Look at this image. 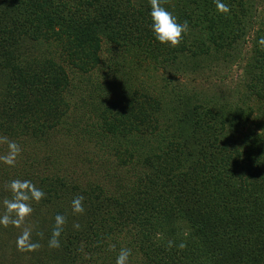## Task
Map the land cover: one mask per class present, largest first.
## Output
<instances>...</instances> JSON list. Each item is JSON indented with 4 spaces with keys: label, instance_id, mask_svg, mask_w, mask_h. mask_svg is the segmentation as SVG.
Masks as SVG:
<instances>
[{
    "label": "trees",
    "instance_id": "1",
    "mask_svg": "<svg viewBox=\"0 0 264 264\" xmlns=\"http://www.w3.org/2000/svg\"><path fill=\"white\" fill-rule=\"evenodd\" d=\"M252 1L224 0L225 16L214 0H164L189 23L169 48L150 32L149 0H0V136L22 149L0 164V202L17 178L46 193L22 226L41 247L14 245L6 264H115L121 248L129 264H264L262 26L242 104L183 82L244 44ZM68 139L108 162L73 159ZM57 214L67 223L50 249Z\"/></svg>",
    "mask_w": 264,
    "mask_h": 264
},
{
    "label": "clouds",
    "instance_id": "2",
    "mask_svg": "<svg viewBox=\"0 0 264 264\" xmlns=\"http://www.w3.org/2000/svg\"><path fill=\"white\" fill-rule=\"evenodd\" d=\"M164 0H149V28L154 40L161 46L169 48H177L183 40V36L189 31L188 21L180 22L178 17L169 9L163 6ZM216 10L219 14L228 16L231 12L230 6L224 0H214ZM259 47L264 48V37L257 41ZM0 144L7 145V151L0 155V164L9 168H14L21 156V146L15 141L9 140L7 136H0ZM8 192L10 196L3 199L0 213V227L8 228L9 226L22 229L17 237L16 246L21 252H36L40 247V243L33 240L32 229L22 227L25 221L33 214V204L40 203L46 197V193L38 188L30 180L12 179L8 183ZM84 197L76 196L71 202V209L74 215H82L85 212ZM67 223L64 215L57 214L54 217L51 234L48 239V247L50 249H58L61 246V237L64 233ZM74 228H79V224H74ZM171 246V245H170ZM113 249L115 246H112ZM184 247L183 244L180 245ZM132 250L129 248H121L116 257L115 264H129Z\"/></svg>",
    "mask_w": 264,
    "mask_h": 264
},
{
    "label": "rangeland",
    "instance_id": "3",
    "mask_svg": "<svg viewBox=\"0 0 264 264\" xmlns=\"http://www.w3.org/2000/svg\"><path fill=\"white\" fill-rule=\"evenodd\" d=\"M251 5L252 14L255 17V26L251 27L244 44L238 48V51L227 59L213 61L204 73L190 76V79L187 80L184 79L185 85L183 82L182 85L201 93L205 99L213 101L215 104H242L244 102L245 89L241 79L242 73L251 56L253 42L259 27L262 26L264 29V0H253ZM67 143H69L67 152L72 155L73 159H77L81 163H85V159L88 158L93 161L97 160L102 166L108 162L104 153L96 154L91 148L77 146L73 139H68ZM111 162L113 163V161ZM13 230L14 228L11 226L8 228L0 227V264H6L5 260L8 256L5 259L4 257L14 253L13 247L16 243L13 239Z\"/></svg>",
    "mask_w": 264,
    "mask_h": 264
}]
</instances>
